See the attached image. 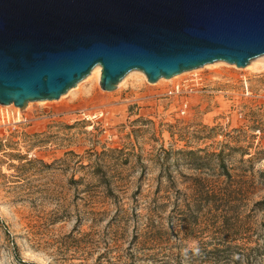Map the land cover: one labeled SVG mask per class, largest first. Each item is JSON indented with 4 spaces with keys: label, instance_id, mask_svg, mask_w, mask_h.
Wrapping results in <instances>:
<instances>
[{
    "label": "rangeland",
    "instance_id": "374dc122",
    "mask_svg": "<svg viewBox=\"0 0 264 264\" xmlns=\"http://www.w3.org/2000/svg\"><path fill=\"white\" fill-rule=\"evenodd\" d=\"M194 69L0 103V264H264V54Z\"/></svg>",
    "mask_w": 264,
    "mask_h": 264
},
{
    "label": "water",
    "instance_id": "95a60500",
    "mask_svg": "<svg viewBox=\"0 0 264 264\" xmlns=\"http://www.w3.org/2000/svg\"><path fill=\"white\" fill-rule=\"evenodd\" d=\"M264 54V0H0V103L58 99L101 65L113 90Z\"/></svg>",
    "mask_w": 264,
    "mask_h": 264
},
{
    "label": "bare ground",
    "instance_id": "6f19581e",
    "mask_svg": "<svg viewBox=\"0 0 264 264\" xmlns=\"http://www.w3.org/2000/svg\"><path fill=\"white\" fill-rule=\"evenodd\" d=\"M195 70H197V69H193V70H191V71H195ZM187 72H190V71H188V70H186ZM184 72L185 71H183V72H181V74H184ZM91 74L90 75H95V78L99 81L100 79H101V74H102V67H101V65H97V66H95L93 69H92V71L90 72ZM180 73H179V76L181 75ZM178 75V74H177ZM177 75H174L175 77L177 76ZM173 77V76H172ZM175 77H173V78H175ZM161 78H165V77H161ZM171 78V77H170ZM173 78H172V80H173ZM159 80V79H158ZM161 80V79H160ZM163 80V79H162Z\"/></svg>",
    "mask_w": 264,
    "mask_h": 264
},
{
    "label": "built area",
    "instance_id": "2783aa9c",
    "mask_svg": "<svg viewBox=\"0 0 264 264\" xmlns=\"http://www.w3.org/2000/svg\"><path fill=\"white\" fill-rule=\"evenodd\" d=\"M187 107H188V104L187 103H185L184 105H183V107H182V113H186V111H187Z\"/></svg>",
    "mask_w": 264,
    "mask_h": 264
},
{
    "label": "trees",
    "instance_id": "16d2710c",
    "mask_svg": "<svg viewBox=\"0 0 264 264\" xmlns=\"http://www.w3.org/2000/svg\"><path fill=\"white\" fill-rule=\"evenodd\" d=\"M258 204H260V205H262V207H264V200L259 201ZM263 228H264V222H263Z\"/></svg>",
    "mask_w": 264,
    "mask_h": 264
}]
</instances>
